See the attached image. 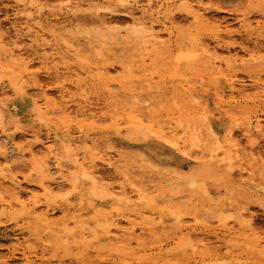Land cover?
<instances>
[{
  "label": "rangeland",
  "instance_id": "rangeland-1",
  "mask_svg": "<svg viewBox=\"0 0 264 264\" xmlns=\"http://www.w3.org/2000/svg\"><path fill=\"white\" fill-rule=\"evenodd\" d=\"M100 2L107 11L94 10L99 0H0V108L6 113L5 123L14 143L23 149L26 161L34 158L30 150L35 149L39 152L37 163L51 164L48 155L41 152L42 143L55 140L61 144L54 134L58 126L71 136H78L80 128L94 138L113 137L115 133V118L81 122L74 115H37L36 104H41L44 96L31 77L54 97L59 95L61 78L38 59L42 50L29 48L25 26L31 15L35 17L31 23H42L46 38L52 39L47 33L54 31L53 43L73 44L63 49L73 69L92 67L82 76L96 82H91L84 94L95 98L99 111L121 118L123 126L127 116L136 111L158 116L165 127L169 119H175L176 137H181L185 148L175 149L148 133L133 135L128 145L123 144L124 136L112 139V154L117 157L125 152L135 161V170L142 171L156 187L151 189L156 201L141 202L132 195L134 203L119 210L111 209L107 200L93 198L101 205L103 216L99 220L92 218V210L82 209L81 191H104L123 180L98 154L90 153L93 170L101 177L97 183L83 179L76 183L77 170L71 168L61 183L67 188L51 196L37 189L43 174L20 163L19 158H15V169H8L0 155L2 198L12 202L9 207L0 201V264H264V0ZM69 4L78 7L69 9ZM140 10L152 13L148 24L160 39L154 45H137L139 40L132 43L138 46L137 57L126 62L123 70L118 56L100 53L97 33L110 30L125 34L131 16H142ZM192 10L201 11L206 21L195 20ZM37 15L40 18L36 19ZM49 15L56 16L45 24L43 20ZM79 16H92L97 23L79 21ZM87 29L94 30L86 33ZM169 32L173 34L170 40ZM8 48H14L16 54L22 50L21 55L30 62L29 73L22 79L17 74L21 62L16 61L17 55L8 54ZM54 64L61 66L62 62L55 57L50 66ZM128 76L154 79L150 87L137 90V104L131 99L106 108L101 99L115 91L116 81ZM99 94L100 100L96 99ZM146 98L149 104L144 103ZM182 106L192 121L179 117ZM258 120L262 134L246 137L247 129ZM64 155L61 148L59 156ZM2 177L20 179L25 200L36 196L39 209L26 214L14 206L12 186ZM48 197L51 211L47 214L53 227L34 232L30 225L40 223L46 215ZM242 208L246 220L240 218ZM161 211H165L164 223L159 222ZM73 215L81 218L80 223L70 219ZM127 218L137 224L144 220L147 226L137 225L132 232ZM115 225L121 231L114 230Z\"/></svg>",
  "mask_w": 264,
  "mask_h": 264
},
{
  "label": "bare ground",
  "instance_id": "bare-ground-1",
  "mask_svg": "<svg viewBox=\"0 0 264 264\" xmlns=\"http://www.w3.org/2000/svg\"><path fill=\"white\" fill-rule=\"evenodd\" d=\"M94 1L95 0H80L81 3H90V2L93 3ZM100 1L101 0H99V4L94 10L96 12L107 11L108 7L103 5L104 3ZM77 7L78 5H72V4L68 5L69 9H73ZM140 11L142 12L141 17L131 16L132 23L127 28L126 30L127 32L125 34L122 33L121 31H110V30L101 31L98 33L96 32L98 41L100 44H102L100 53L102 55L118 56L120 59L119 60L120 66L123 70H126V67L124 65L126 62L131 63L137 57V50H138L137 45L140 44L154 45L157 44L158 39H160L159 37L160 35L154 32L153 26L148 24V20L152 16V13H150L149 11H143V10ZM191 13L195 20L199 22L206 21L205 16L201 13V11L199 12L197 10H192ZM127 15L129 16L130 14ZM55 16L56 15H49V17L45 18L43 22H45V24H50L54 20V18L52 20V17ZM91 17L89 18L86 16H82V17L79 16V18L77 19L83 22L97 23L96 20L93 17L92 18ZM38 18H40V15H37L36 19ZM34 19L35 17L28 15L26 20L25 36L31 42L29 48L35 50L36 49L42 50L43 52L39 55L38 59L44 64V67L47 70L53 69L56 76L61 78V81L57 86L58 89L57 91L59 92V95L54 97L49 89L44 88V86L41 83H39V80H36L35 76L31 77L32 79L33 78L35 79L36 88L39 89L42 95L44 96L42 100L43 102L41 104H36L37 115L40 116V115L53 114V113L61 114L64 117H69L74 115L75 118L77 117L80 118L81 122H88V121L101 122L106 118H111V119L115 118V121L113 123L115 133L113 137L111 136L106 138H94L91 137L88 133H86L84 128H80L78 136H71L68 131H64L60 126H58L55 128L56 130L54 131V134L56 138L60 139L61 144H59L58 146L55 143V140H51L42 143L43 149L40 148L42 149L41 152L43 154L48 155V157L47 156L46 157L48 160L51 161V164L37 163L35 161L36 160L35 156L39 152L35 151V149L30 150V154L33 155L34 158L26 161L27 155L24 153L21 147L17 146L14 143L15 141L14 135L10 132V128L5 123L6 113L2 108H0V155L2 156L3 162L6 164L8 169H13V168L15 169V164H14L15 158H19L20 163L24 164L25 166H30L36 172L43 174L42 178L38 182L37 189L43 190L46 194H48V196H51L61 191L63 188H67V186L64 187L63 185H61V183L67 179L66 176L69 170H71V168H76L77 170L74 174L76 183L81 179L87 180L92 185L97 183L101 179V177H99L95 173V170H93L94 166L92 164V160H90V153H96L98 154L99 158L109 168H111L114 171V173H116L117 176L122 178L123 181L117 187H108L104 191H99L96 189H92L91 193H88L86 189H83L81 191L79 196L80 205L83 206L82 209H88L93 211L92 214L93 219L99 220L103 216L102 214H100L101 205H98L96 202H93L92 201L93 198H97L101 200L104 199L105 202L107 200L108 203L110 204L111 209L115 208L119 210H122L123 206L134 203L132 195H134V197L141 202L142 201L155 202L156 197L152 195L155 193V190L153 191L151 190L155 186L151 185L152 182L148 181L145 178L146 176H142L143 174L142 171L135 170L136 168L133 164L135 163V161L133 159H128L127 158L128 156L125 152H120L117 157L113 155L111 151L115 148L110 146V141L112 139L113 140L118 138L120 139L124 136L125 138H123V144L128 145V141L130 140V137H132L133 135H143L145 133H148L149 135L154 136L155 140L167 143L173 148L180 150L181 148H185L186 144L185 142L181 141V137H176L177 128L174 127L172 123L175 119H169L168 126L165 127L160 125L159 120H157L158 116L146 114L143 111H139V112L136 111L137 112L136 114L127 116L128 120L126 121V125L123 126L120 122L122 120L121 118L118 119L111 114L108 115L105 112L99 111L100 104L94 103L95 98L91 99L88 96H85L84 94L85 91L90 88L88 86L92 85L91 82L93 81L96 82L95 79H90L89 77L82 76L83 73L87 72V69H90L92 67L77 66L76 69H73V67L66 61V55L63 54V49L64 48L70 49L73 46V44L68 41H63V45H60L58 42L53 43L55 38L54 31L47 33L48 34L47 36L51 37L52 39L46 38L42 23L38 21L31 23ZM101 24L103 25L104 23ZM90 30L87 29L86 33L88 32L91 33L94 29L92 31ZM172 37H173L172 32H169V40ZM137 40H139L138 44L134 45L137 42ZM47 49H51L53 50V52L47 54L46 52H44ZM7 50L9 55L12 56L17 55L18 57L16 58V61L21 62L17 74L21 77V79L27 76L30 69V62L27 61L22 56L23 54L21 55L22 50L18 49L17 54L15 53L16 51L14 48H8ZM55 57L61 60L62 62L61 66L57 64L50 66V64H52L53 59ZM127 69L129 68L127 67ZM153 79H154L153 77H149V78L148 77L133 78L129 76L125 77L115 82L114 84L115 91L110 92L107 96L103 97L102 99L100 98V94H99L97 95L96 99L103 100L104 106L106 108H112L117 103H126L131 99H133L135 104H137L140 101L137 96V90H139V88L146 85H149L150 87V82ZM96 84L101 85L99 84L98 80ZM72 89H74L75 91L73 92ZM239 93L242 94V92ZM144 103L149 104V100L146 98ZM178 113L180 115L179 116L180 118L181 116H184L186 120L189 121L193 120L191 117H189L190 115L185 112V108L183 106L178 109ZM148 119H151V121L149 124H146L145 121ZM260 121L258 120L255 126L250 125V127L246 131V137L251 138L253 134L263 132ZM156 126H158V128L154 129ZM59 134L62 135L65 134V136L64 137L59 136ZM234 147L238 151L239 144L235 143ZM61 148L66 153V155H64L63 157L59 156ZM2 179L3 181H8L12 186L13 193L11 195L14 196V199L12 200L15 204L14 206L18 205L20 207V210L26 214L34 213L39 209L38 208L39 199L36 196H34L31 200L28 201L25 200L27 195L23 192V186L21 184L20 179H18L17 177H13L11 179H6V177H2ZM194 183L195 181L192 180L191 185H193ZM8 186L10 187V185ZM127 189L130 190L128 191ZM4 192L5 191L0 187L1 205L11 207L12 202L5 201L2 198ZM36 194L38 195V193ZM53 198H57V197L54 195ZM50 202H51L50 197H48L46 215H44L40 223H32L30 225V229L32 231L39 232L42 230H49L53 227V223L52 221L49 220L47 214L51 211ZM68 210H69L68 207L64 206V211L67 212ZM244 211H245L244 208L240 209L239 215L241 219L246 220L247 215L246 213H244ZM159 213H160L159 222L164 223L165 211H161ZM168 213L170 215H173V213L170 211ZM137 214L139 215L140 213ZM129 218H127V222L130 225L129 230L132 232L135 230V227L137 225H139L141 228L147 226V223L144 220H142L139 224H137L134 223ZM70 219L76 224L80 223L81 221L80 217L74 215L71 216ZM107 226L109 227V225H103L102 227L105 228ZM114 230H116L117 232L121 231L117 225H115ZM106 231L107 234L111 233V230L107 229Z\"/></svg>",
  "mask_w": 264,
  "mask_h": 264
}]
</instances>
